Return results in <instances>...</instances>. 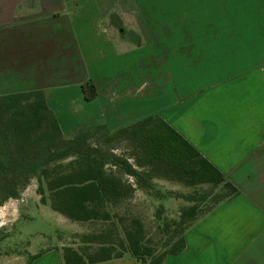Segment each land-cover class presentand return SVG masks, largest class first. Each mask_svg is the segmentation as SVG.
Instances as JSON below:
<instances>
[{
    "label": "crops",
    "instance_id": "obj_1",
    "mask_svg": "<svg viewBox=\"0 0 264 264\" xmlns=\"http://www.w3.org/2000/svg\"><path fill=\"white\" fill-rule=\"evenodd\" d=\"M103 1L0 0V97L42 91L67 139L89 126L115 133L160 116L239 191L198 220L185 249L162 264H264L263 9L231 5L223 24H212L183 0L140 9L139 20ZM122 25L136 34L131 47L117 43ZM202 29L226 32L227 60L216 70L180 71L217 57ZM91 78L96 101L81 90ZM30 255L31 264H63L59 249ZM103 264L140 263L126 256Z\"/></svg>",
    "mask_w": 264,
    "mask_h": 264
},
{
    "label": "trees",
    "instance_id": "obj_2",
    "mask_svg": "<svg viewBox=\"0 0 264 264\" xmlns=\"http://www.w3.org/2000/svg\"><path fill=\"white\" fill-rule=\"evenodd\" d=\"M81 88L87 101L98 98V88L92 79ZM102 136L106 144L132 142L133 153L127 158L114 154L112 149L81 150L88 141H99L104 139ZM60 145L67 149L56 151ZM68 159L72 160L64 163ZM132 160L134 164L130 163ZM40 170L37 194L41 203L76 223L112 220L109 207L130 200L136 190L156 189L155 179L189 188L221 185L226 193L205 215L239 194L236 187L158 115L115 133L105 125L89 126L67 139L42 91L0 97V207L10 198L18 199L25 190L16 187L13 179L33 177ZM159 194L157 191L156 195ZM169 197L191 205L183 209L180 221L174 225L173 236L179 233V238L168 253L156 256L142 221L132 218L130 225L123 227L122 238L110 233L87 235L82 237V249L64 248L61 251L63 264H103L126 256L140 264H162L165 257L180 254L186 246L187 232L198 221L203 197L172 193ZM36 258L31 256L30 260L33 262Z\"/></svg>",
    "mask_w": 264,
    "mask_h": 264
},
{
    "label": "rangeland",
    "instance_id": "obj_3",
    "mask_svg": "<svg viewBox=\"0 0 264 264\" xmlns=\"http://www.w3.org/2000/svg\"><path fill=\"white\" fill-rule=\"evenodd\" d=\"M177 1L181 0H104L102 7L113 10L114 14H117L119 9L131 10L132 16L139 20L142 18L140 9L148 10L147 13H149L150 9L153 8L158 10L166 7L170 8L171 4ZM262 1L261 3L260 0H183V7L190 10L194 5V9H198L199 13L201 9H204L206 11L205 14L209 13L212 24H223L225 18L222 17V12L226 13L225 9L227 10L231 5L235 6L245 3V7L249 11L252 8H262L264 13V0ZM209 9L210 12H208ZM202 13L204 12L201 11L200 21ZM125 18L120 17V20L124 22ZM252 22L249 21V23ZM257 23L262 24L264 31V14H260L257 17ZM121 28L125 33L117 41L118 45L123 48L133 46L137 39L135 32L130 31L125 25H122ZM262 28L260 30L261 33L257 32L258 35L262 34ZM201 34V38L215 42L214 45L217 43L215 45L217 50L212 47L217 52V57H209V60L205 58V61H201L199 67L193 70L190 69L189 63H186L180 71L191 73L192 71L196 72V70L204 71L206 68L216 70L223 67L227 60L228 57L225 55L226 47L220 44L225 41L226 32L218 30L212 33L202 29ZM262 44L264 46V41ZM89 52H91V55L95 54L91 50ZM208 61L212 62L208 63ZM171 68L173 71L175 70L173 66ZM173 92V89L169 90V93ZM102 137L104 139L100 138L99 140L101 143L99 141H88L81 150L109 151V149H112L114 154L127 158L133 153L134 144L132 142L115 141L106 144L104 142L105 136ZM65 149H67L65 145H60L56 148V151L60 152ZM71 160L68 159L64 163H68ZM130 163L134 164L133 160ZM47 168L48 166L46 165L45 169ZM110 169L112 168H108V170ZM41 171H37L33 177L23 176L17 177V180L13 179L16 187L20 190L24 187L25 190L20 192L18 199L10 198L0 207V264H31L30 254L43 253L53 249H59L60 253L67 247L79 250L83 247L81 244L82 237L87 235L110 233L115 237L122 238L123 227L130 225L132 218H138L142 221L146 238L150 241V245L156 249V256H159L168 253L170 247L179 238V233L175 234L176 237L173 236V232H176L174 225L180 221L183 209L191 205L176 197L170 198L169 193L176 196L189 194H194L196 197L202 196L203 200L199 204L198 220L206 216L205 214L213 207L216 200L226 193L221 185L203 184L189 188L183 184L168 180L155 179L153 186L156 189L149 190V192L136 190L130 200L117 206L109 207V211L113 216L112 220L107 222L76 223L53 212L49 205L41 203V197L37 194L38 178L42 174ZM7 180L8 178H6ZM132 183L134 184V181ZM157 191L160 192L158 196L156 195ZM52 264H57V262H52Z\"/></svg>",
    "mask_w": 264,
    "mask_h": 264
}]
</instances>
